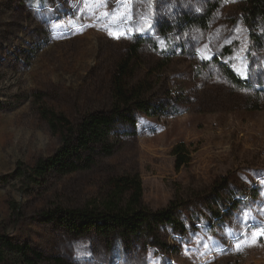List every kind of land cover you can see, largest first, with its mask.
<instances>
[{"label": "rangeland", "instance_id": "obj_1", "mask_svg": "<svg viewBox=\"0 0 264 264\" xmlns=\"http://www.w3.org/2000/svg\"><path fill=\"white\" fill-rule=\"evenodd\" d=\"M244 1L0 0V230L67 264H264V95L256 98L264 90V25L249 30ZM165 25L175 28L170 39L184 54L178 47V55L165 57L147 42L131 65V83L145 84L143 100L165 113L149 117L133 108L136 135L116 122L117 151L95 170L28 185L19 168L31 171L61 146L43 110L73 122L110 112L118 65L140 38L166 49L159 35ZM251 33L262 37V47ZM227 49L245 89L214 64L198 77L199 61L223 60ZM179 144L190 162L177 171ZM135 173L144 206H177L175 217L187 229L161 225L166 249L153 236L130 244L118 237L111 248L104 238L75 236L58 217L46 221L44 212L100 203L109 174Z\"/></svg>", "mask_w": 264, "mask_h": 264}, {"label": "trees", "instance_id": "obj_2", "mask_svg": "<svg viewBox=\"0 0 264 264\" xmlns=\"http://www.w3.org/2000/svg\"><path fill=\"white\" fill-rule=\"evenodd\" d=\"M243 15L246 26L254 30L257 23L264 25V0H245ZM191 26L205 28L206 21L202 19L187 20ZM173 26H162L159 35L168 40V47L162 49L159 40L140 38L133 45L124 61L118 65L117 73L113 76V102L110 112L88 113L78 122H73L65 114L51 109L43 110L51 131L60 139L61 146L56 154L48 159L39 160L28 171L19 168V176L26 179L28 185L42 186L49 176L67 177L78 173L91 172L99 165L101 157H112L118 148L113 141L115 123L125 122L132 126L133 135L137 133V120L131 116L136 109L149 117L160 116L165 113L166 107L152 106L143 100L146 87L143 82L132 84L134 73L131 65L140 54L143 44L151 42L154 49L165 57L178 55L179 47L184 54V46L170 39L174 32ZM250 37L262 47V37L251 33ZM227 55L222 59L214 57L213 62H200L198 77L204 78L211 64L219 67L221 75L232 85L245 89L248 84L231 69V49L224 52ZM208 76V75H207ZM210 77V76H209ZM264 90L256 93L257 99H262ZM178 106V104H176ZM259 110L258 105L251 107ZM176 156V170L190 162V155L185 144H179L173 149ZM107 194L100 203L85 207L62 209L53 212H44L47 222H59L72 234L78 237L95 235L104 238L109 247L115 245V240L121 237L125 243L136 238L153 236L154 245L166 249L167 244L161 241L159 227L170 224L175 229L185 232L186 227L175 217L177 206L170 205L160 211H152L143 204V181L138 173L135 174H109L107 181ZM15 214L20 215L19 207L13 202L10 204ZM0 264H67L60 257H47L28 244H19L11 240L0 230ZM71 264V263H68Z\"/></svg>", "mask_w": 264, "mask_h": 264}]
</instances>
